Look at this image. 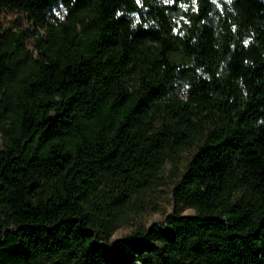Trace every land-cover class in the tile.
<instances>
[{
	"label": "trees",
	"instance_id": "trees-1",
	"mask_svg": "<svg viewBox=\"0 0 264 264\" xmlns=\"http://www.w3.org/2000/svg\"><path fill=\"white\" fill-rule=\"evenodd\" d=\"M4 8L33 25L0 24V264H264V0ZM168 171L147 247L110 241Z\"/></svg>",
	"mask_w": 264,
	"mask_h": 264
},
{
	"label": "rangeland",
	"instance_id": "rangeland-1",
	"mask_svg": "<svg viewBox=\"0 0 264 264\" xmlns=\"http://www.w3.org/2000/svg\"><path fill=\"white\" fill-rule=\"evenodd\" d=\"M62 8L56 7L54 12L56 14L62 12ZM0 24L6 27H17V26H32L33 20L30 15L24 11L14 10L10 8H4L1 15H0ZM30 47H33V44L29 43ZM36 52L39 49H35ZM185 89V85L181 86V92ZM197 147V145L188 146L182 152L184 156H189L192 151ZM168 175L166 177V183L160 185L155 192L156 199L160 202V207L157 209H141V210H130L129 212L125 213L123 217L120 219L118 225L113 230L111 236L109 237L110 241L115 240L118 237H125L128 240L129 246L136 252L139 249H144L147 247L148 243L146 240H142L139 238H134L130 236V232L136 228L139 224H146L151 225L156 221H161L164 215L174 208V198H173V182L171 181V177ZM149 196H143L142 200H147ZM184 212L189 213L190 207L185 206L183 208ZM96 246L98 247L99 251L103 255H108L110 248L108 243L104 239H100Z\"/></svg>",
	"mask_w": 264,
	"mask_h": 264
},
{
	"label": "water",
	"instance_id": "water-1",
	"mask_svg": "<svg viewBox=\"0 0 264 264\" xmlns=\"http://www.w3.org/2000/svg\"><path fill=\"white\" fill-rule=\"evenodd\" d=\"M190 212L189 213H194L195 212V209L194 208H192V207H190ZM184 213H187V212H184Z\"/></svg>",
	"mask_w": 264,
	"mask_h": 264
}]
</instances>
